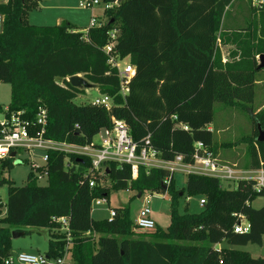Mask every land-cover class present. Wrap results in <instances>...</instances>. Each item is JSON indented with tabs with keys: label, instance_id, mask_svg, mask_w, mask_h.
<instances>
[{
	"label": "trees",
	"instance_id": "trees-1",
	"mask_svg": "<svg viewBox=\"0 0 264 264\" xmlns=\"http://www.w3.org/2000/svg\"><path fill=\"white\" fill-rule=\"evenodd\" d=\"M39 2L0 3L4 17L0 82L11 86L5 114L20 112L32 123L34 133L33 123L43 107L48 119L45 138L81 146L99 145L93 138L101 129L111 128L115 117L127 124L139 145L149 135L162 158L171 160L180 154L184 163H192L199 141L215 155L218 151L209 128L214 104L249 105L256 113L254 135L248 138L250 159L244 166L264 169V142L256 139L257 124L264 128V104L254 108L257 75L264 72V66L259 67V56L264 55V2L255 7L248 0L244 13L242 0H118L103 11L107 21L88 31L70 22H27V11ZM232 6L235 13L226 20ZM115 29L118 57L128 59L136 69L126 98L120 92L117 70L103 50ZM223 47H229L225 61ZM76 74L109 95L112 108L92 101L76 103L74 99L86 92L67 79ZM16 155L0 158L2 168L9 167ZM91 165L86 154L49 151L47 185H39L34 172L24 185L7 180L0 264L13 255L12 232L32 234L30 227L48 231L42 254L57 259L68 249L71 264H264V257L236 248L263 243L264 206L256 208L252 202L264 197V184L257 189L254 178L237 179L227 187L216 176L190 172L186 184L177 188L173 174L170 183H164L171 175L166 168L142 166L132 179L130 164L108 161L104 171L92 170ZM104 179L110 186L103 184ZM3 181L0 178V184ZM124 188L139 194L169 192L168 227L136 231L125 207L113 208L115 215L104 219L92 217L94 199L108 198L111 189ZM185 193L205 200L199 212H189V202L184 212L179 211ZM239 214L251 223L247 233L234 231ZM61 217L67 219L68 232L57 220Z\"/></svg>",
	"mask_w": 264,
	"mask_h": 264
},
{
	"label": "rangeland",
	"instance_id": "rangeland-1",
	"mask_svg": "<svg viewBox=\"0 0 264 264\" xmlns=\"http://www.w3.org/2000/svg\"><path fill=\"white\" fill-rule=\"evenodd\" d=\"M80 1L81 0H40L37 6L29 8L26 14V20L35 25H54L62 21H67L75 24L81 30L88 26L90 27L93 13L96 14L95 18H97L100 25L107 21V16L103 14L104 0H100V2H102L95 5L93 9L81 7ZM241 3L242 9L244 13H246L248 10V0H242ZM235 10L236 7L232 6L227 13L226 20L235 13ZM86 30L88 31L89 29ZM228 50L229 47H223L224 60L227 59ZM126 61L129 60L125 59V62ZM78 75L84 77L82 74ZM87 83L86 92L74 99L76 103L91 102L99 95L97 86L88 80ZM262 87L264 89V83ZM257 91L258 98L254 102V108H257L264 102V99L261 100V98L264 97V93H260V86ZM10 93V84L0 82V105L2 107L9 105ZM255 113L253 109H249V105L230 106L220 102L214 104V121L210 125L214 135V142L218 149L216 156L222 164H225L223 162L225 159L236 162L229 165L236 171L234 175L238 177V179L252 175L251 173L246 175L247 173H243V169L245 168L244 165L250 159L248 153V140L250 139L248 138L254 135L252 117ZM104 138L105 129L103 128L93 138V141L97 144H102ZM44 154V149L32 148L19 152L9 167L2 168L0 162V178L6 180L0 184V226L4 225L1 219L4 217L5 204L8 198L9 183L7 180L13 181L16 185H24L28 175L34 172L38 176L37 183L39 185H47L48 180L45 171L46 162L43 159ZM32 163H36L40 168L34 170L32 168ZM187 174V172L181 171L180 168L173 172V178L177 188H181L186 184ZM259 175L260 172L253 174V176L256 177ZM102 182L105 186H110L108 179H104ZM222 185L233 187L235 185V180L227 182L222 181ZM146 196L150 197L148 202L145 200ZM200 198L201 196L199 195L188 197L185 193L184 196L180 197L178 204L179 211L184 212L185 202H189V212H199L202 209V206L199 205ZM106 199L109 201L108 203H103L102 205L92 204V217L94 219H104L111 216L110 209L125 207L128 208L131 218L135 220L141 209L148 207L151 210L152 218L156 222V229H165L171 222V196L169 192L144 191L139 196V191L132 188L119 190L111 189ZM252 205L256 208L264 206V197L256 198L252 202ZM28 229L33 230L32 234L13 238V254H18L19 252L39 254L46 251L49 239L47 229H37L35 227H30ZM135 230L137 231L136 228ZM95 244L97 251L99 248L97 241ZM223 245L224 244H220L218 246ZM236 248L247 251L254 257H264V238L262 244L248 243L246 245H238ZM63 257H65L66 264L72 263L70 250L67 249Z\"/></svg>",
	"mask_w": 264,
	"mask_h": 264
},
{
	"label": "built area",
	"instance_id": "built-area-1",
	"mask_svg": "<svg viewBox=\"0 0 264 264\" xmlns=\"http://www.w3.org/2000/svg\"><path fill=\"white\" fill-rule=\"evenodd\" d=\"M3 2H6V0H0V3ZM101 2L100 0H81L80 6L93 9L95 5ZM263 2L264 0H252V4L255 7ZM116 4H118V0H104V9L111 8ZM92 17L90 27L100 25L95 15ZM3 22L4 17L0 13V34L3 32ZM117 33L118 30L116 29L110 33L109 42L103 50L109 57L108 62L117 70L120 80V92L121 95L126 98L130 91V82L135 75L136 69L129 61L125 62V59H120L118 57L116 49L114 48ZM67 79H69V77ZM92 102L109 110L112 108L113 100L109 95L99 92V95ZM7 110L8 107L5 106L0 111V158L9 156L11 151L18 154L19 152L32 148H41L45 150L43 156L45 162L49 159V151H60L88 155L91 158L92 170L104 171L106 169L105 163L108 161L130 164L132 179L138 177L142 166L147 169L166 168L171 173V175L167 176L164 180V183L167 185L171 181L173 172L179 170V168L181 171L187 173L193 172L202 175L216 176L223 182L238 179V177L234 175L236 171L233 170L229 164H222L214 152L200 141L195 144L196 153L194 155V161L192 163H184L182 155L180 154H177L174 159L171 160L162 158L160 152L151 145L149 135L145 138L143 145H139L130 135L127 124L123 120L115 117H112V127L104 128L105 138L102 144L97 146L90 144L81 146L45 138L44 134L48 119L47 110L43 107H39L36 121L33 123L34 126H37L34 133H32V129H30L32 123L22 119L20 112L8 116L5 114ZM32 168L36 170L40 167L36 163H32ZM255 180L257 181L256 188L259 189V187L264 184V173H260ZM94 184V180H90L89 185L93 187ZM145 200L148 202L150 197L146 196ZM108 202L106 198H96L93 200L92 204L102 205ZM204 203L205 200L201 198L200 204L203 205ZM110 212L111 216L115 215L114 209H110ZM238 218V222L234 225V231L236 233L249 232L251 223L247 220L245 215L239 214ZM57 220L62 223L63 230L68 232L67 219L61 217ZM135 224L138 231H150L155 228L156 222L151 216L150 208L144 207L141 209L135 219ZM5 264H66V261L65 257L50 259L42 253L32 254L19 252L18 254L10 256Z\"/></svg>",
	"mask_w": 264,
	"mask_h": 264
},
{
	"label": "water",
	"instance_id": "water-1",
	"mask_svg": "<svg viewBox=\"0 0 264 264\" xmlns=\"http://www.w3.org/2000/svg\"><path fill=\"white\" fill-rule=\"evenodd\" d=\"M259 60H260L259 67L264 66V55H260ZM68 80L74 86L85 87V88H86V86H88L87 80L78 74L70 76ZM257 129H258V135H257L256 139L260 142H264V128L262 127V125L260 123L257 124ZM15 155H16L15 152L10 153V157H15ZM16 162H19V161H16ZM165 188H166V186H165ZM140 195L141 194H139V196ZM22 235H24V232H22V231H18V232L13 231L12 232L13 238H16V237L22 236Z\"/></svg>",
	"mask_w": 264,
	"mask_h": 264
},
{
	"label": "crops",
	"instance_id": "crops-1",
	"mask_svg": "<svg viewBox=\"0 0 264 264\" xmlns=\"http://www.w3.org/2000/svg\"><path fill=\"white\" fill-rule=\"evenodd\" d=\"M103 11H104V8H103ZM93 15H95L96 16V14L95 13H93L92 14V16ZM63 22H67V21H62V22H60V23H63ZM60 23H56V24H60ZM71 24H73V23H71ZM74 26H76L75 24H73ZM77 28H78V26H76ZM89 27V26H88ZM88 27H86V28H84V29H82V30H86ZM80 29V28H79ZM81 30V29H80ZM222 53H223V48H222ZM227 56H228V54H227ZM226 58V57H225ZM223 60H224V58H223ZM225 61V60H224ZM263 73L264 72H260L258 75H257V81H256V96H255V101H256V99L258 98V88H259V86H260V93H264V89H263V87H262V85H263V83H264V79H263ZM264 99V97H262L261 98V100H263ZM264 104V102L262 103V105ZM258 110V109H257ZM209 128L212 130V127H211V125L209 126ZM216 153H218V151L216 152ZM217 157V156H216ZM223 162L224 163H226V164H230L231 165V163H236L235 161L233 162L232 160H228V159H225V160H223ZM238 163V162H237ZM246 168H244L243 169V173H247L246 175H248V174H252V175H248L247 176V178H257L256 176H253V174L254 173H264V169L263 168H261V169H252V168H247L246 170H245ZM236 181V180H235ZM199 205L200 206H202L201 204H200V200H199ZM259 257H262V256H259Z\"/></svg>",
	"mask_w": 264,
	"mask_h": 264
}]
</instances>
